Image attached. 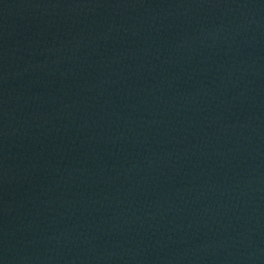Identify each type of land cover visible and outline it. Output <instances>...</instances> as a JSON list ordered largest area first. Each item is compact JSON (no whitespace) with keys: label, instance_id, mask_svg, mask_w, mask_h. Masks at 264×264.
Instances as JSON below:
<instances>
[{"label":"water","instance_id":"water-1","mask_svg":"<svg viewBox=\"0 0 264 264\" xmlns=\"http://www.w3.org/2000/svg\"><path fill=\"white\" fill-rule=\"evenodd\" d=\"M0 264H264V0H13Z\"/></svg>","mask_w":264,"mask_h":264}]
</instances>
